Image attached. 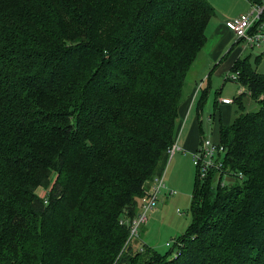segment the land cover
<instances>
[{
  "label": "trees",
  "instance_id": "obj_1",
  "mask_svg": "<svg viewBox=\"0 0 264 264\" xmlns=\"http://www.w3.org/2000/svg\"><path fill=\"white\" fill-rule=\"evenodd\" d=\"M214 10L0 0V264H264V73L248 54L231 65L246 89L219 124L221 166L196 178L192 223L160 253L121 221L163 173Z\"/></svg>",
  "mask_w": 264,
  "mask_h": 264
},
{
  "label": "rangeland",
  "instance_id": "obj_2",
  "mask_svg": "<svg viewBox=\"0 0 264 264\" xmlns=\"http://www.w3.org/2000/svg\"><path fill=\"white\" fill-rule=\"evenodd\" d=\"M209 1L214 6L215 10L206 27L205 47H203L200 54L194 59V62L186 74L185 85L178 105V114L184 108L183 102L187 95L190 96L189 100H191V95L196 89L193 85L199 84L200 86V81L202 80L201 89L197 90L194 97L195 100L192 112H195V115H197L196 124L203 132V136L210 137L217 142L215 138L219 133L218 125L220 121L222 123H227V121L231 119V113L226 105L223 107L219 105L215 107V101L223 100L225 96L233 98L237 94L240 86H246L235 79L227 77L228 72L217 74L215 72L216 70H212V65H214L215 61L210 58L214 59V56H210L209 53L205 55L204 52L208 48L210 49V47H212L211 52L216 48L221 50L230 36L223 31L222 24H224L227 19L248 12L253 3L249 0ZM262 3H264V0L260 2V4ZM241 43L243 45L242 40H240L237 45H235L234 42L227 43L217 58L225 56L224 52H227L226 55H229L228 58H231L238 49H240ZM229 49H231V51L228 53ZM244 51L245 54H248V60L255 70L264 73V44L260 48L246 46ZM203 89H206V95L203 100H200ZM239 94L240 93H238V95ZM241 95V99L247 101V91ZM188 106L189 102L186 104L185 108ZM219 107L220 112L218 113ZM182 152H184V150ZM169 157L171 158V154L168 156L162 173L164 185L159 189L154 207L148 211L149 220L146 224L144 223L139 227L138 237L132 240L137 243L138 241H140V243L142 241L155 248L160 253H166L168 249L171 248L170 246L173 245L175 238L183 233L192 223L193 215L191 204L196 178L199 177L201 183L205 182V176L200 174L198 176V169L190 158L182 157L177 169H168L170 163ZM212 178L214 179V176ZM168 179L170 180L169 182ZM223 179L224 182H227L225 175H223ZM230 181L229 179V182ZM149 182L151 183V180L147 183ZM215 185L214 182L212 186ZM39 190L41 192L43 189ZM176 250L177 244L173 247V250L171 249L170 254H174Z\"/></svg>",
  "mask_w": 264,
  "mask_h": 264
},
{
  "label": "built area",
  "instance_id": "obj_3",
  "mask_svg": "<svg viewBox=\"0 0 264 264\" xmlns=\"http://www.w3.org/2000/svg\"><path fill=\"white\" fill-rule=\"evenodd\" d=\"M263 10L264 3H253L248 12L227 19L224 24L232 31L237 39L242 40L243 46L260 48L264 44ZM227 77L237 80L238 70L229 71ZM238 89L239 92H242L246 87L240 86ZM223 101L230 102L232 100L231 98H223ZM177 148V145L173 142L167 148L168 154H172ZM221 151L222 146L219 144V141L215 142L210 137L202 136L199 147L192 153V161L198 169V174L205 176L212 167L219 168L222 161ZM217 178L220 180V174L215 171L214 179ZM223 180L222 176V183L224 182ZM163 185L162 175L154 176L151 179V185L139 200V209L136 215L132 218H124L121 220L128 224V237L130 239L138 235L139 227L148 220V211L154 207L159 189Z\"/></svg>",
  "mask_w": 264,
  "mask_h": 264
},
{
  "label": "crops",
  "instance_id": "obj_4",
  "mask_svg": "<svg viewBox=\"0 0 264 264\" xmlns=\"http://www.w3.org/2000/svg\"><path fill=\"white\" fill-rule=\"evenodd\" d=\"M222 25H223L222 26L223 31H225L226 34L230 35L228 41L225 43V45L222 48L220 46H217V47L221 48V50L216 48L213 52H211L212 47H210V49L208 48L204 52L205 55L207 53H209L210 56H214L213 57L214 59H212V58H210V59L215 61L214 65H212L213 66L212 70H216L215 72L217 74H223V72H229L231 69V65L233 64V61L237 57L245 54L244 50L246 48V46H243L241 43L240 49H238V51L231 58H228L229 55H226L227 52H224L225 56H223V57L221 56L220 58H217V56H219L222 49L227 45V43L229 44L230 42H234V44L237 45L238 42H240L239 39L235 38V36L231 30H229L224 24H222ZM203 47H205V43L202 46V49H203ZM230 51H231V49H229L228 53ZM213 53H214V55H213ZM201 84H202V80L200 81V86H199V84L193 85L196 87V89L194 90V92L192 91L193 93L191 95L192 96L191 100H189L190 96L187 95L185 101L183 102L184 108L188 102H189V106L186 107L185 109L183 108L182 111H180V113L178 114L176 124H175V140H174V142L178 148L175 149V151L171 154V158L169 157L170 163H169V165L167 164L169 166L168 169H171V168L177 169L178 165L180 164L182 157H187L188 159L190 158L192 160V153L199 146L200 139L203 136V132L201 131V129L199 127H197V124H196L197 115H195V112L194 113L192 112V107L194 105V100H195L194 97H195L197 90L201 89ZM237 93H238V91H237ZM224 98H230V97L225 96ZM233 98H231L232 101H230V102H225L222 99L220 101L216 100V102H217L216 106L219 105L220 107H223L226 105L229 108L230 113H232L233 106L235 103L233 101ZM220 107H219L218 113L220 112ZM227 122H229V121H227ZM220 123H222V122L220 121ZM215 139H217V141H219V134ZM183 150H184V152H182ZM169 181L170 180L168 179V182ZM150 185H151L150 182L146 184V190L149 188ZM148 220L145 222V224L148 222Z\"/></svg>",
  "mask_w": 264,
  "mask_h": 264
}]
</instances>
